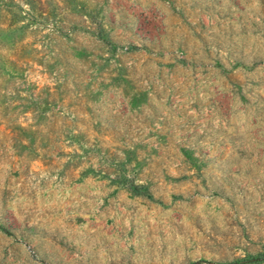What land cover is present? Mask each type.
I'll return each instance as SVG.
<instances>
[{"label": "rangeland", "instance_id": "374dc122", "mask_svg": "<svg viewBox=\"0 0 264 264\" xmlns=\"http://www.w3.org/2000/svg\"><path fill=\"white\" fill-rule=\"evenodd\" d=\"M0 264H264V0H0Z\"/></svg>", "mask_w": 264, "mask_h": 264}, {"label": "trees", "instance_id": "16d2710c", "mask_svg": "<svg viewBox=\"0 0 264 264\" xmlns=\"http://www.w3.org/2000/svg\"><path fill=\"white\" fill-rule=\"evenodd\" d=\"M134 188V191L137 193V194H145V195H148V191L147 190H144V188L142 187H139V186H133Z\"/></svg>", "mask_w": 264, "mask_h": 264}]
</instances>
